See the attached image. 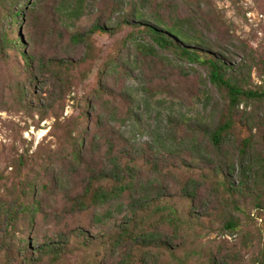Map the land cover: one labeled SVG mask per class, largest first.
Here are the masks:
<instances>
[{"label":"trees","instance_id":"16d2710c","mask_svg":"<svg viewBox=\"0 0 264 264\" xmlns=\"http://www.w3.org/2000/svg\"><path fill=\"white\" fill-rule=\"evenodd\" d=\"M107 1L111 11L108 18L97 16L84 31L69 35V42L83 51L81 64L91 58L96 33L128 29L120 47L108 55L97 72L98 86L93 95L95 99L106 97L107 106H102V100H96L94 106L92 96L86 95L77 101L81 106L77 117L65 126L64 159L75 176H83L82 184L70 190L63 176L50 178V183L64 192L62 216L86 213L95 226L91 228L98 229L97 234L81 226L71 231L79 241L74 247L87 251L97 246L89 256L83 251L77 264H106L103 251L110 258L118 249L124 255L114 264H158L163 252H167L169 264H186L195 250L178 253L177 245L161 228L176 233L181 228L193 231L195 225L203 227L200 221L210 216L207 203H203L207 198L214 199L216 208L220 206L221 232L233 233L242 220L260 219L264 245V82L256 84L250 78L257 59L243 56L232 65L226 49L216 50L215 42L203 33L211 30V25L198 14L178 11L171 0ZM62 3L58 20L67 30L94 13L96 0ZM33 5L30 0H0V58L15 53L21 57L23 69L30 72L26 73L27 84L16 93L24 112L34 108L28 89L43 84L44 76L50 79L51 92L46 99L52 103H39L37 109L43 120L68 92L66 73L71 61L57 55L44 58L32 49L21 28L28 27L23 22L25 12H30ZM159 50L204 67L208 85L219 95L216 105L212 107L207 89L199 88L189 105L178 92L170 91V83L164 86L169 90L162 87L152 92L145 78L148 59L151 64L159 63L162 71L175 69ZM117 71L128 80L118 94L107 84ZM32 94L39 102L45 100V95H36L34 90ZM153 94L156 98L152 100ZM100 130H104L102 135ZM97 153L101 155L99 166L93 163ZM29 157L28 149L18 157L13 173L17 180L26 176L23 169ZM166 177L176 178L175 187L165 183ZM19 184L16 199L0 203V217L4 216L12 229L21 219L31 221L19 238L16 252L21 256L17 263H39L47 257L49 264H61L72 251L68 249L72 235L57 232L38 243L31 236L33 219L42 211L35 197L38 188L24 177ZM247 201L256 211L253 216L242 207ZM110 222L112 228L105 231L104 226ZM256 261L264 264V248ZM216 263L214 256H205L201 262Z\"/></svg>","mask_w":264,"mask_h":264},{"label":"rangeland","instance_id":"374dc122","mask_svg":"<svg viewBox=\"0 0 264 264\" xmlns=\"http://www.w3.org/2000/svg\"><path fill=\"white\" fill-rule=\"evenodd\" d=\"M30 2L32 4L34 2V5L30 12H25L23 21L28 27H22L21 32L24 37L29 38L32 49L37 52L38 56L46 58L57 55L70 59L71 65L66 73L70 84L65 87L68 90L65 98L52 106L53 109L48 111L46 118L41 120L37 113L38 104L51 102L46 99L51 92L50 79L44 76L42 77L43 84H34V87L31 86L28 89L29 101L33 102L34 108L31 107L32 111L24 112L16 93L20 86L27 84L26 73L30 72L23 69L22 59L16 57L15 53H9L6 57L0 58V203H10L16 199L20 193L19 182L24 177L36 184L38 191L35 197L42 206V211L35 215L31 227V232L33 231L31 236H35L38 243L47 237H53L57 232L62 235H72L71 231H75L79 226L89 231L90 234H97L98 229L91 228L95 226L91 225L88 214L62 216L64 192L54 187L50 183V178H53V175L63 176L67 179L70 190L79 188L82 184L83 176H75L71 165L64 159L66 155L64 151L66 148L64 144L65 126L77 117L81 107L77 101L79 102L86 95L92 96L94 106L97 103L96 100H102V106H107L106 97L101 96L95 99L93 95L98 86L97 72L108 55L112 54L116 47H120L119 42L127 34L128 29L114 34L96 33L93 36L94 50L90 55L91 58L80 64L83 51L69 42V35L74 31H84L97 16L103 15L101 17L103 20L108 18L111 12L109 1L96 0L92 8L94 13L82 18L73 28L67 30L63 29L58 20L63 10L62 0H30ZM171 5L177 6L178 11L192 13L196 17L197 14L202 16L211 25V30L203 33L210 41L215 42L216 50L226 49L225 52L232 65L238 64L243 56L256 58L257 61L254 64L257 65L252 67L250 78L256 84L264 82V0H171ZM115 15L116 13L113 14L112 20ZM159 52L161 56L175 64V69L162 71L159 63L151 64L148 59L145 78L148 79V86L152 92L162 87L167 91L169 90L168 85L166 88L164 86L170 83V91L178 92L181 99L189 105L191 96L197 95L199 88L207 89L213 100L212 107L216 105L219 95L214 88L208 85L204 67L197 63L179 60L169 51L159 50ZM118 71L115 74L117 78L115 76L107 79V84L117 94L128 82ZM82 72L86 73L85 78L81 77ZM243 72L246 74L245 70ZM171 74L172 77L169 76ZM32 90L36 95H45V100L39 102L35 99L36 96L32 94ZM151 97L153 100L156 95L153 94ZM110 101L113 102V97ZM100 133L102 135L104 130H100ZM26 149L29 150L30 155L23 169L26 176L17 180L13 174L14 168L18 164V157ZM100 156L98 153L95 154L93 162L98 166L101 161ZM165 179V183L168 182L171 187H175L176 178H173L175 181L169 177ZM203 200H206L205 197ZM207 200L208 202L203 203H207L205 205L210 216L200 221L203 227L195 225L193 231L181 228L176 233H172L166 227L161 228L164 235L171 238L172 244L177 245L175 250L178 253H181L183 249L195 250V254L188 259L186 264H201L205 256H214L216 264H258L256 260L264 248L263 236L260 232L261 220H242L241 226L235 232H221L219 229L222 225L220 206L216 208L217 203L212 198H207ZM243 206L246 207V211H251L252 216L256 214L249 201ZM29 223L31 221L21 219L12 229L10 222L4 216L0 217V264H18L16 260L21 256L19 252H16L20 244L19 238H22L25 229L28 230ZM112 226L113 222L107 223L104 226L105 231L111 229ZM71 239L72 245H69L68 249L72 251L64 256L61 264H77L83 251L89 256L97 248L92 245L86 249L87 251L83 248L78 249L74 247L78 245V238L72 235ZM166 253L163 252L160 255L158 264H169ZM123 255L120 249L110 258L107 252L103 251L102 254L106 264L118 262ZM33 257L37 258V255ZM31 264H49V261L47 257H43L41 262Z\"/></svg>","mask_w":264,"mask_h":264}]
</instances>
